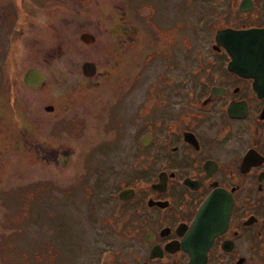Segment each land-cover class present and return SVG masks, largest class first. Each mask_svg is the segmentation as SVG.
<instances>
[{
  "label": "flooded vegetation",
  "instance_id": "1",
  "mask_svg": "<svg viewBox=\"0 0 264 264\" xmlns=\"http://www.w3.org/2000/svg\"><path fill=\"white\" fill-rule=\"evenodd\" d=\"M91 2L0 0V168L23 151L67 173L71 138L96 128L113 131L97 145L117 144L133 127L131 160L87 165L100 178L82 193L108 211L87 214L100 232L86 250L93 264H264V0H228L221 14L233 19H211L188 62L168 46L141 52L133 3ZM58 14L72 30L59 34ZM74 14L84 20L71 26ZM222 28H259L255 49L227 50ZM12 214L3 211L0 239Z\"/></svg>",
  "mask_w": 264,
  "mask_h": 264
},
{
  "label": "rangeland",
  "instance_id": "2",
  "mask_svg": "<svg viewBox=\"0 0 264 264\" xmlns=\"http://www.w3.org/2000/svg\"><path fill=\"white\" fill-rule=\"evenodd\" d=\"M100 1L92 0L91 8ZM125 1L133 3L129 9L136 18L141 19L138 20L139 24L142 25L140 33L142 36L141 52L145 50V47L158 50L168 46V51L173 49L175 52L174 57L176 59L181 60L182 58L185 62L195 57L193 45L199 42L197 35L205 32L206 25L211 19H216L218 23L222 24L233 19L232 16L228 15V18L221 14L225 10L228 0ZM74 15L77 18L69 17L71 18V26H75L78 21L84 20V16L80 18L76 14ZM149 17L157 18L161 24L159 26L166 28L167 31L160 33L162 35L158 34L157 31L164 29L158 28L157 30L156 24H152L153 27H151ZM201 19L203 20L201 21ZM55 21L59 34L72 30L69 29L70 19L69 23L66 22L64 15L58 14ZM45 27L47 26L42 25L40 31L44 32ZM48 30H50L49 25ZM182 33H186L184 38ZM148 43L153 44V46ZM166 43L169 44L166 45ZM31 52L32 49L27 50L26 63L32 57ZM124 61L130 62L129 56ZM156 67L157 62L155 60L152 69L155 70ZM127 70L131 72L129 65ZM32 104L34 105V103ZM32 115L34 116V114ZM72 130L75 131L76 129L73 128ZM42 132L48 138L55 137L58 139L59 134H54L47 128ZM111 132L90 128L84 137L71 138L72 141L70 142L77 146V150L76 155L70 161L67 173L59 174L36 164L29 153L23 151L9 153L7 157L9 160L6 162L4 171L0 168V218L6 225L8 218L6 216L2 218L3 211L11 208L13 213L11 217H14L13 220L16 223H9V227H15L14 231L5 233L0 239V264L94 263L95 257H90L92 255L86 253V250L92 245L89 238L92 240L100 238L98 236L100 232L93 229L87 214L93 211L98 218V214L108 211L107 207L103 206L100 201L97 203L94 201H98V194L89 192L88 196H91L89 198L87 194L82 193L86 190L84 183L87 182L90 187H94L100 178L98 173L88 168L87 165L94 163L105 166L109 159L117 158L115 164L119 168L126 161L131 160V154L134 151L132 144L133 127L118 131L120 138L117 140V144L97 145L96 142L99 139L105 141ZM106 145L110 146L108 150L105 149ZM89 151L96 158L88 157ZM104 154H109V157ZM7 158H1V161L3 162ZM33 181L43 183L45 189L36 190L31 185ZM68 185H72L73 189L72 192L65 194L63 188ZM17 186L19 187L16 188ZM7 190L9 192L5 193ZM77 195L83 197H77ZM71 228H73L72 232H76L79 228V235L73 234L70 231ZM39 239L41 247H36L35 244L39 243ZM81 248H83V254ZM2 253L5 257L2 256Z\"/></svg>",
  "mask_w": 264,
  "mask_h": 264
},
{
  "label": "water",
  "instance_id": "3",
  "mask_svg": "<svg viewBox=\"0 0 264 264\" xmlns=\"http://www.w3.org/2000/svg\"><path fill=\"white\" fill-rule=\"evenodd\" d=\"M259 28H249L242 30H232L230 28L219 29L217 34L222 35L221 41L224 43L225 48L228 50H239L242 47L255 49L249 42L258 35ZM29 74V70H27ZM28 82V81H27Z\"/></svg>",
  "mask_w": 264,
  "mask_h": 264
}]
</instances>
